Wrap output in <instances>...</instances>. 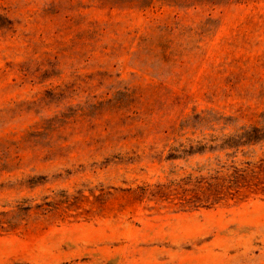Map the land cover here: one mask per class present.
Instances as JSON below:
<instances>
[{"label":"rangeland","instance_id":"1","mask_svg":"<svg viewBox=\"0 0 264 264\" xmlns=\"http://www.w3.org/2000/svg\"><path fill=\"white\" fill-rule=\"evenodd\" d=\"M254 128L264 0H0V264H264Z\"/></svg>","mask_w":264,"mask_h":264},{"label":"trees","instance_id":"2","mask_svg":"<svg viewBox=\"0 0 264 264\" xmlns=\"http://www.w3.org/2000/svg\"><path fill=\"white\" fill-rule=\"evenodd\" d=\"M246 137L250 143L264 141V129L254 128Z\"/></svg>","mask_w":264,"mask_h":264}]
</instances>
